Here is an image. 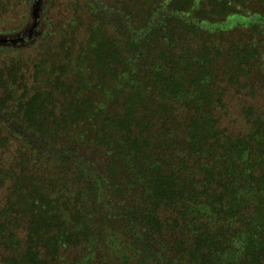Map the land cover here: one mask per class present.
Wrapping results in <instances>:
<instances>
[{
  "label": "trees",
  "instance_id": "16d2710c",
  "mask_svg": "<svg viewBox=\"0 0 264 264\" xmlns=\"http://www.w3.org/2000/svg\"><path fill=\"white\" fill-rule=\"evenodd\" d=\"M129 1L71 80L0 61V264H264V0Z\"/></svg>",
  "mask_w": 264,
  "mask_h": 264
},
{
  "label": "rangeland",
  "instance_id": "374dc122",
  "mask_svg": "<svg viewBox=\"0 0 264 264\" xmlns=\"http://www.w3.org/2000/svg\"><path fill=\"white\" fill-rule=\"evenodd\" d=\"M130 2L135 1L130 0ZM148 2L151 3L150 0ZM115 6L124 8L126 2L125 0H0V61L2 63L6 59L12 63L16 60L17 65L21 66L30 80L33 79L38 65L52 70V77L49 76L52 82H55L59 74L63 79L71 80L72 78L69 77L75 75V63L67 61L66 54L68 52H72L73 56L76 54L82 40L89 39L91 35L89 27L96 26V21L107 19L106 23L111 24ZM104 16L107 17L103 18ZM5 35L8 38L4 37ZM64 65L67 67L63 69ZM41 78L42 76L38 77ZM237 88L231 89L226 96L227 108L224 111L223 125L234 133H242L248 128L246 105L250 102L256 103L258 100L249 90L237 92ZM258 89L264 106V88ZM18 94H21V91ZM9 144L18 145L15 141H9L7 145ZM7 145L0 146V178L2 179L4 175H10V171L6 169L14 161V149H10V146L6 147ZM8 180L10 181V178ZM6 194L7 192L0 193V198L5 197Z\"/></svg>",
  "mask_w": 264,
  "mask_h": 264
}]
</instances>
